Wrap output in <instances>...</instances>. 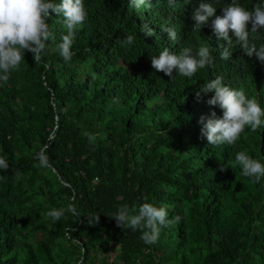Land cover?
<instances>
[{
    "label": "trees",
    "instance_id": "trees-1",
    "mask_svg": "<svg viewBox=\"0 0 264 264\" xmlns=\"http://www.w3.org/2000/svg\"><path fill=\"white\" fill-rule=\"evenodd\" d=\"M239 2L250 9L259 0ZM185 4L137 9L126 0H85L88 17L67 62L56 47L63 18L51 14L54 39L42 60L26 50L0 85V155L10 165L0 172V264H264V178L254 183L231 168L238 151L264 162V128L246 129L234 145H209L198 120L222 112L206 103L211 93L196 95L221 76L264 106V71L234 43L230 59H221L226 41L210 46L213 64L191 78L155 70L151 56L164 47L195 52L211 41L206 27L193 31ZM145 22L151 38L140 32ZM85 132L95 134L93 144ZM46 142L54 171L35 159ZM70 202L81 216L46 215ZM143 202L179 217L155 245L111 217L120 204ZM94 215L98 222L88 224Z\"/></svg>",
    "mask_w": 264,
    "mask_h": 264
},
{
    "label": "clouds",
    "instance_id": "clouds-1",
    "mask_svg": "<svg viewBox=\"0 0 264 264\" xmlns=\"http://www.w3.org/2000/svg\"><path fill=\"white\" fill-rule=\"evenodd\" d=\"M133 8H148L160 0H126ZM171 4L173 0H168ZM216 0H185L190 6V17L195 22L193 31L200 32L203 27L209 31V40L194 52L191 47H184L178 53L164 47L158 55L151 56V65L157 71H162L172 80L176 76L191 78L198 70L211 66L214 62L213 50L210 46L227 42L219 52L223 60H229L233 43L239 50L259 63L261 73L264 71V42L255 41L264 36V0H259L252 8L244 7L239 0H231L222 11L215 6ZM56 14L63 18L66 32L62 34L56 45L59 55L65 62L70 61L73 44L77 32L85 26L88 12L85 0H0V85L7 83L11 73L21 67L27 50L34 61H41L45 55L47 42L54 39L53 32L47 22ZM249 25L251 26L249 28ZM168 39L176 40L177 32L173 27L164 26ZM140 32L145 37L154 35L149 23H143ZM253 34H256L253 36ZM135 41L134 35H126L124 43L129 46ZM172 49V48H170ZM175 71L176 75L173 76ZM238 77V76H235ZM201 93L211 97L206 103L221 110L217 115L215 110L210 115H201L200 137L206 138L209 145H234L241 139V134L247 130L256 131L264 128V106L255 96L249 97L243 88H235L224 82L223 77L215 76L204 83L196 95ZM88 142H95V134L85 132ZM54 141V134L48 136V142ZM49 143H44L35 153L38 166L53 169L48 154ZM9 162L0 155V172L9 168ZM239 166L241 175L259 183L264 178V162L254 158L245 151L235 154L231 168ZM2 179V177H0ZM146 200V198H144ZM46 215L53 221H59L67 215L79 217L80 212L74 203L64 207L52 208ZM116 225L133 232H140V239L145 245H155L163 229L172 225L179 217L169 218V212L164 206L143 202L131 207L120 204L111 214ZM99 216L88 218V224L98 222ZM84 249L81 248V252Z\"/></svg>",
    "mask_w": 264,
    "mask_h": 264
},
{
    "label": "rangeland",
    "instance_id": "rangeland-1",
    "mask_svg": "<svg viewBox=\"0 0 264 264\" xmlns=\"http://www.w3.org/2000/svg\"><path fill=\"white\" fill-rule=\"evenodd\" d=\"M152 36H148V37H145V38H151Z\"/></svg>",
    "mask_w": 264,
    "mask_h": 264
}]
</instances>
